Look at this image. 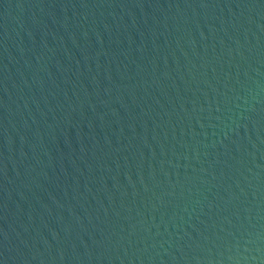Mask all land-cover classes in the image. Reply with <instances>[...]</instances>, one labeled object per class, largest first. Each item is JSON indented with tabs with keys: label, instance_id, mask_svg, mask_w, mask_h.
Listing matches in <instances>:
<instances>
[{
	"label": "water",
	"instance_id": "1",
	"mask_svg": "<svg viewBox=\"0 0 264 264\" xmlns=\"http://www.w3.org/2000/svg\"><path fill=\"white\" fill-rule=\"evenodd\" d=\"M0 264H264V0H0Z\"/></svg>",
	"mask_w": 264,
	"mask_h": 264
}]
</instances>
